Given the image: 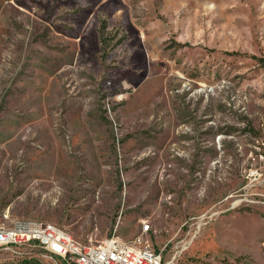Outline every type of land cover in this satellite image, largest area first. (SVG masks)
Returning a JSON list of instances; mask_svg holds the SVG:
<instances>
[{
	"label": "rangeland",
	"instance_id": "374dc122",
	"mask_svg": "<svg viewBox=\"0 0 264 264\" xmlns=\"http://www.w3.org/2000/svg\"><path fill=\"white\" fill-rule=\"evenodd\" d=\"M19 219L264 264V0H0V224Z\"/></svg>",
	"mask_w": 264,
	"mask_h": 264
},
{
	"label": "built area",
	"instance_id": "2783aa9c",
	"mask_svg": "<svg viewBox=\"0 0 264 264\" xmlns=\"http://www.w3.org/2000/svg\"><path fill=\"white\" fill-rule=\"evenodd\" d=\"M148 228L145 226L144 232ZM15 245L41 246L66 264H164L162 253L143 234L132 243L110 238L87 245L59 225L35 220L0 224V248Z\"/></svg>",
	"mask_w": 264,
	"mask_h": 264
}]
</instances>
